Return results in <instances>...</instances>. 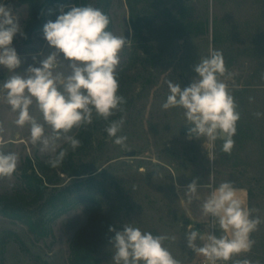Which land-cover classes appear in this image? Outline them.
<instances>
[{"label": "rangeland", "instance_id": "rangeland-1", "mask_svg": "<svg viewBox=\"0 0 264 264\" xmlns=\"http://www.w3.org/2000/svg\"><path fill=\"white\" fill-rule=\"evenodd\" d=\"M4 2L11 5L23 33L13 38L12 46L22 61L15 71L24 73L29 65L39 67L38 61L51 51L43 29L27 32L29 6L21 0ZM72 2L50 6L47 20L54 22L61 14L60 7L67 12L75 6ZM90 2L95 6L96 0ZM139 11H143L136 15L140 16L141 36L133 27L127 0H111V31L129 41L118 68L119 92L127 100L126 123L119 133L127 136L126 149L107 137L103 120H95L86 130L73 129L82 147L53 169L47 163L51 153L31 144L29 126L17 127L16 114L0 99V150L19 156L16 173L0 179V195H26L28 208L35 209L55 186L83 182L80 193H92L96 198L54 221L52 234L42 239L23 222L0 214V264H71V244L83 230L99 236L96 256L100 264H112L110 240L115 233L109 227L121 231L126 223L154 235L175 236V241H165L164 246L181 264H209L187 248L185 237L188 225L203 235L214 231L207 223H196L201 201L185 206L180 200L186 199L187 185L194 179L202 196L210 192L205 185L211 174L216 185L228 180L247 189L249 207L258 210L253 215L262 222L251 234L256 242L251 252L234 259L264 264V116H254L264 113V0H145ZM176 25L187 27L181 37H177ZM209 48L223 53L232 74L225 82L241 113L231 153H223V141L217 140L215 149L209 150L214 159H209L201 140L189 138L190 125L185 124L182 109L161 107L169 91L167 80L180 83L182 89L189 86L196 76L193 66ZM8 75L0 67V82ZM249 97L254 98L252 102ZM32 114L42 119L35 106ZM27 167L43 178L47 187L44 200L27 192L23 178ZM215 234H222L218 225Z\"/></svg>", "mask_w": 264, "mask_h": 264}, {"label": "clouds", "instance_id": "clouds-1", "mask_svg": "<svg viewBox=\"0 0 264 264\" xmlns=\"http://www.w3.org/2000/svg\"><path fill=\"white\" fill-rule=\"evenodd\" d=\"M60 12L54 22L48 21L43 26L50 54L38 61L39 67L29 65L24 73H17L15 70L22 61L12 46L13 38L23 33L11 5L0 0V67L9 73L0 82V99L16 114L17 127L29 126L31 144L41 145L42 151L51 153L47 163L53 169L61 167L70 152L82 147L73 129L86 130L95 120L105 122L104 131L115 145L127 148V136L119 135L126 123L127 100L119 92L118 68L121 52L129 41L108 30L110 17L91 4L74 6L67 12L61 6ZM33 61L37 62L36 56ZM193 70L196 76L183 89L180 83L167 80L169 91L161 107L183 110L185 124L190 125L189 138L203 142L209 159H214L209 150L215 149L217 140L223 141L221 151L230 154L241 113L225 82L232 74L225 66L223 53L209 48ZM261 78L264 79V73ZM253 99L249 97L250 102ZM32 106L42 119L32 114ZM117 113L121 114L119 118L112 119ZM254 116L260 118L264 113L256 112ZM18 164L17 153L0 150V179L11 178ZM209 179L205 188L211 191L206 195L198 192L194 179L187 185L186 199L180 200L185 206L194 200L201 201L196 223H207L214 230L203 235L188 225L187 248L205 257L209 264L229 261L251 264L248 259L234 257L249 253L254 247L256 242L251 234L262 222L253 215L258 210L248 206L245 189L235 187L228 180L216 185L213 174ZM217 225L222 232L220 236L215 234ZM109 231L115 233L110 240L112 264H181L164 246L165 241H175V236L154 235L133 223L124 224L121 231L110 226Z\"/></svg>", "mask_w": 264, "mask_h": 264}, {"label": "trees", "instance_id": "trees-1", "mask_svg": "<svg viewBox=\"0 0 264 264\" xmlns=\"http://www.w3.org/2000/svg\"><path fill=\"white\" fill-rule=\"evenodd\" d=\"M144 1L145 0H127L132 14L133 27L140 36L143 33V29L138 24V18L140 16L136 17V15L143 14V11H139V7ZM21 2L29 6V18L26 22V31L32 32L43 29V26L48 21L46 15L50 6H60L70 2V0H21ZM71 4L81 6L91 4V2L90 0H73ZM94 7L102 9L103 12L110 17L108 30L111 31L113 29L112 19L109 14L111 0H96ZM138 12L140 13L138 14ZM175 27L177 29V37H181L187 28L186 26L179 25ZM29 169L32 170L31 174L28 173ZM24 172L23 178L27 186V192L38 199L44 200L47 187L44 188L43 186V178L39 176L32 167H27ZM49 181L52 185H58L51 180ZM82 183L83 182L75 183L66 187L55 186L48 197L35 209L28 208L29 204L26 202L28 196L26 195H0V214L23 222L37 239L46 238L52 234V223L62 215L73 210L78 204L96 201L92 193H80L83 185ZM98 244V235L89 234L86 230L80 231L71 244V264H100V260L96 256Z\"/></svg>", "mask_w": 264, "mask_h": 264}, {"label": "crops", "instance_id": "crops-1", "mask_svg": "<svg viewBox=\"0 0 264 264\" xmlns=\"http://www.w3.org/2000/svg\"><path fill=\"white\" fill-rule=\"evenodd\" d=\"M237 188H243V187H237ZM243 189H245V188H243ZM246 190V193H245V200H246V202H247V204H248V206H249V193H248V191H247V189H245Z\"/></svg>", "mask_w": 264, "mask_h": 264}, {"label": "water", "instance_id": "water-1", "mask_svg": "<svg viewBox=\"0 0 264 264\" xmlns=\"http://www.w3.org/2000/svg\"><path fill=\"white\" fill-rule=\"evenodd\" d=\"M188 1H190V0H188ZM131 155H134V154H131Z\"/></svg>", "mask_w": 264, "mask_h": 264}]
</instances>
